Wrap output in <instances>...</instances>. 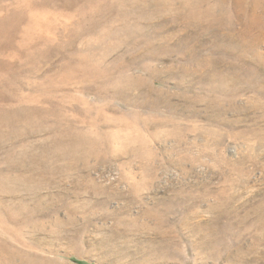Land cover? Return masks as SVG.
I'll use <instances>...</instances> for the list:
<instances>
[{"label":"rangeland","instance_id":"rangeland-1","mask_svg":"<svg viewBox=\"0 0 264 264\" xmlns=\"http://www.w3.org/2000/svg\"><path fill=\"white\" fill-rule=\"evenodd\" d=\"M27 2L0 0V264H264V0Z\"/></svg>","mask_w":264,"mask_h":264},{"label":"bare ground","instance_id":"bare-ground-1","mask_svg":"<svg viewBox=\"0 0 264 264\" xmlns=\"http://www.w3.org/2000/svg\"><path fill=\"white\" fill-rule=\"evenodd\" d=\"M51 1H53V0H51ZM111 1V0H110ZM38 2V1H37ZM43 2V1H42ZM45 2V1H44ZM43 2V3H44ZM106 2V1H105ZM113 2H115V1H113ZM25 3V2H24ZM26 3H30V2H27V0H26ZM34 3H36V2H34ZM40 3V2H39ZM51 3V2H50ZM111 3V2H110ZM21 5V4H20ZM19 5V6H20ZM30 5H31V3H30ZM38 5V4H37ZM49 5V4H48ZM51 5V4H50ZM49 5V6H50ZM62 5V4H61ZM111 5V4H110ZM114 5H116V4H114ZM34 6V5H33ZM32 6V7H33ZM39 6V5H38ZM37 6V7H38ZM58 6V5H57ZM103 6V5H102ZM54 7H56V6H54ZM64 7H65V5H64ZM105 7V6H104ZM8 8V7H7ZM31 8V7H30ZM33 8H36V7H33ZM32 8V9H33ZM40 8V7H39ZM44 8V7H43ZM42 8V9H43ZM47 8H49V7H47ZM46 8V9H47ZM112 8V7H111ZM5 9V8H4ZM101 9V8H100ZM41 10V9H40ZM55 10V9H54ZM96 10H98V8H96ZM9 11V10H8ZM6 12V11H5ZM4 12V13H5ZM28 12V11H27ZM26 12V13H27ZM28 13H30V12H28ZM34 13V12H33ZM41 13V12H40ZM6 14H8V13H6ZM105 14V13H104ZM37 15H39V14H37ZM1 16V15H0ZM30 16V15H29ZM7 17H9V16H7ZM11 17V16H10ZM3 18V17H2ZM14 19V18H13ZM27 19H28V17H27ZM13 21H15V20H13ZM44 21V20H43ZM101 21V20H100ZM29 23H31V22H29ZM112 23V22H111ZM40 24H41V22H40ZM30 25V24H29ZM46 25V24H45ZM50 25V24H49ZM23 26H25V25H23ZM42 26V25H41ZM54 26V25H53ZM113 26V25H112ZM26 27V26H25ZM40 27V26H39ZM11 29H13V24H12V21H11V18H7V19H0V32H6V31H8V30H11ZM24 29V28H23ZM41 29V28H40ZM42 33V32H41ZM53 34V33H52ZM22 36V35H21ZM26 36H27V34H26ZM50 36V35H49ZM28 37V36H27ZM39 37V36H38ZM44 37V36H43ZM29 38V37H28ZM50 38H52V36L50 37ZM39 39V38H38ZM49 39V38H48ZM38 42V41H37ZM25 43H27V42H25ZM31 43V42H30ZM29 44V43H28ZM27 44V45H28ZM33 45H34V43H32ZM26 45V44H25ZM24 45V46H25ZM46 45H47V43H46ZM144 45V44H143ZM36 46V45H35ZM30 47V46H29ZM32 47V46H31ZM29 49V48H28ZM40 49V48H39ZM41 50H43V49H41ZM41 50H39V51H41ZM45 50V49H44ZM14 51H16V50H14ZM28 51V50H27ZM37 52V51H36ZM43 52V51H42ZM33 53V52H32ZM28 54V53H27ZM39 55V54H38ZM50 55V54H49ZM27 57V56H26ZM39 57V56H38ZM40 57H42V56H40ZM48 57V56H47ZM43 58V57H42ZM52 59V58H51ZM48 60V59H47ZM49 62V61H48ZM65 69H63V71H64ZM67 71H69V70H67ZM66 71V72H67ZM5 72V71H4ZM65 72V71H64ZM63 72V73H64ZM6 73V72H5ZM67 74V73H66ZM68 76V75H67ZM3 77V76H2ZM51 78V77H50ZM136 78V77H135ZM52 79V78H51ZM117 81L115 82V84L114 85H116V87L119 89V90H124V89H127V88H133V82H134V78H133V76H130L129 78H128V80L127 81H123V80H118V79H116ZM7 83V82H6ZM111 83V82H110ZM112 84V86H113V82L111 83ZM3 85H5V84H3ZM9 85V84H8ZM6 86V85H5ZM115 87V88H116ZM0 91H1V89H0ZM118 91V90H117ZM41 93V92H40ZM31 95V94H30ZM39 95H42V94H39ZM39 95L37 96V97H39ZM32 96V95H31ZM23 97H24V95H23ZM36 97V96H35ZM36 97V98H37ZM40 98V97H39ZM20 100H21V98H19ZM23 99V98H22ZM22 101V100H21ZM25 101V100H24ZM27 101V100H26ZM257 137V136H256ZM138 151V150H137ZM136 154V153H135ZM136 191V190H135ZM137 192V191H136ZM135 193V192H134ZM136 197V196H135ZM159 213V212H158ZM165 214V213H164ZM129 218V217H128ZM124 219H126V218H124ZM161 219V218H160ZM165 222H167V220H157V227H156V229H153V228H151V227H149V226H147V225H145V226H142V225H139L138 224V222H137V220H134V219H128V220H116V224L117 225H119L120 226V224L121 225H123L125 228H126V225H128V227H130L131 226V224L130 223H132V226L134 227V229L136 230V231H138V232H141V233H145V231L146 232H148V231H154L153 233L156 235V237H159L156 241H155V246L156 247H162V248H164L165 250H167V251H172V250H175L176 251V249H175V247H174V245H172V243L170 242V243H163L164 242V239L165 238H167L168 236L166 235V230H167V228H163V227H165ZM127 227V228H128ZM151 233V232H150ZM151 242V241H150Z\"/></svg>","mask_w":264,"mask_h":264}]
</instances>
